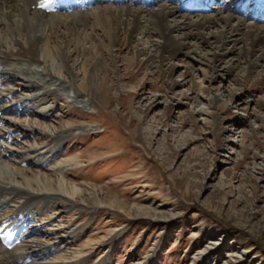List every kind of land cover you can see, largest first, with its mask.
Here are the masks:
<instances>
[{"label": "rangeland", "instance_id": "obj_1", "mask_svg": "<svg viewBox=\"0 0 264 264\" xmlns=\"http://www.w3.org/2000/svg\"><path fill=\"white\" fill-rule=\"evenodd\" d=\"M121 1L99 0L80 9L90 13L105 6L139 5L137 0ZM181 1L185 0H156V5L150 3L145 9L160 4L177 7V20L181 16L198 20L220 10L245 23L264 25V12L255 9L256 2L264 0H214L205 11L190 8V0ZM236 6L245 8L238 14ZM65 10L52 11L70 15L77 9ZM217 28L211 23L205 33ZM55 29L48 34L67 46V65L77 84L86 76V83L92 82L89 73L93 76L88 89L94 110L73 107L46 94L34 100L40 107L51 108L39 115L26 100L35 89H25L18 77L2 72L0 107H16L0 111L1 117L51 124L55 131L69 123L62 128L69 130V136L56 147L49 134L24 135L2 120L0 129L9 131L11 138L18 137L11 141L15 148L34 144L40 149L31 155L42 151L48 160L39 164L24 160L25 164L23 156H11L24 170L55 178L48 170L51 165L76 156L63 177L87 191L86 205L102 208L81 211L70 208V203H57L46 210L34 201L17 210L21 201L15 195L13 201L0 205V247L10 262L71 264L80 252L82 264H264V58L257 61L260 54L252 55L250 61L258 63L253 67L240 56L238 45L224 49L200 45L197 52L187 48L172 59L165 58L156 72L149 66L138 70L142 56L136 59L127 55L128 50L113 52L115 66L106 74L108 98L97 90L104 74L98 71L101 65L91 56L89 44L82 43L87 49L84 66L69 45L91 31L76 27L71 38L64 27ZM192 31L187 27L185 32ZM137 38L141 48H149L148 40ZM135 42L136 38L130 45ZM210 53H216L221 62L211 64ZM131 57L132 73L141 85L127 82L124 60ZM170 66L174 70L168 74ZM79 128L88 131L79 133ZM10 222L18 223L19 236L8 232ZM59 257L67 263H60Z\"/></svg>", "mask_w": 264, "mask_h": 264}, {"label": "bare ground", "instance_id": "obj_2", "mask_svg": "<svg viewBox=\"0 0 264 264\" xmlns=\"http://www.w3.org/2000/svg\"><path fill=\"white\" fill-rule=\"evenodd\" d=\"M69 1L73 2L76 6L70 4ZM97 1L93 0L94 3ZM155 1L137 0L136 3H139L138 7L129 5L116 9L105 6L95 8L90 13H85L84 9L79 8L76 11L74 10L75 12L70 15H61L53 11V13H47L46 15V12L44 13L43 10L37 7L38 4L34 3L35 0L33 2L32 0H0V73L3 72V74L7 73L18 77L23 82L25 89H35V93L26 97V100L29 99L32 108L38 109L36 112L39 115H43L45 111H50L51 108L40 107L41 103L36 105L35 101L46 94L55 96L60 101L73 107L88 109L90 111L94 110L92 90L88 89V84L93 82V79H91L93 76L89 73L88 79L92 82L86 83V76V78H83V83L77 84L75 77L67 65L68 56L64 52L67 46L60 44L56 40V36L48 34V31L54 28L58 30L64 27L71 38L75 35L76 27H81L85 31L86 29L91 31L88 35L71 41L69 45L73 47L75 54H79L82 57L80 58L83 60L82 64L84 66L87 65L85 58L87 49L83 48L82 43L86 42L89 44L92 50L91 56L94 59L96 58V61L101 65L98 71L101 70L102 74H104L103 79L96 85L97 90L99 95L108 98L110 97L107 94L106 74L115 66V57L113 58L112 56L113 52L128 50L127 55L130 54L136 59L142 56L144 58L142 62L138 61L136 64L138 70L149 66L150 69L156 72L161 70L160 68L164 65L165 58L169 57L172 59L187 48L192 52H197L200 50V45L214 46L218 49H224L228 45H232V48H234L238 45L237 51L240 56L244 58L249 66L253 67L257 66L258 63L250 61L252 55L260 54L257 61H261L264 58V25L245 23L238 19V17L235 18L230 14H222L220 10H215V15L200 16L198 20H187L184 16H181V19L177 20L176 15L179 10L177 7L173 8L160 4L155 9H145L148 7V4L155 3ZM246 1L236 0V3ZM80 2L88 4L85 3L87 0H56L54 3L58 8L66 7L67 9H71L73 7H80ZM209 2L211 0H206L205 2L203 0H190L188 4L191 5L190 8H197L203 5V10H210ZM32 3L33 5H31ZM91 6L93 5L91 4ZM242 8L244 9L245 7L235 8L236 13L240 14L241 10H243ZM255 9H261L263 13L264 2H256ZM233 20H235L234 23ZM211 23H214L219 30L207 35L205 31L208 30ZM187 27H192L193 31L190 33L185 32ZM137 37L148 40L150 44L149 48H141V40ZM153 37L158 40L153 41ZM191 37L194 38L193 42L190 40ZM135 38V45L131 46L130 44ZM209 56L210 59L208 61L213 65L220 61L216 53H210ZM133 57L130 60H122L126 61L124 64L125 70L129 75L128 84L136 86L141 84L140 80H138V75L133 74L131 70ZM109 58L110 62H112L111 65H108ZM173 70L174 68L170 66L167 69V73L170 74ZM119 79L117 78V80ZM127 97L132 98L136 97V95L127 94ZM180 97L184 98L185 96L180 93ZM185 99L188 100L187 97ZM193 100L195 101V98ZM15 107L16 104L8 108L0 107V111L12 110ZM203 114L206 113L203 112ZM1 120L6 122L11 127V130L21 131V134L25 133L24 135L32 131L35 135L49 134L53 136L56 147L69 136V130L62 129L68 127L69 123L60 125L59 130L61 132L57 134L59 130L56 128L58 131H55V127H52L51 124L44 125L28 119L17 121L0 116V122ZM77 131L81 133L88 130L86 128H79ZM5 137L9 144H5L3 139ZM0 138V205L13 201L12 198L16 195L18 196L16 198H19L21 201L16 206L17 210H24L27 205L34 201L41 202L43 204L42 207L46 210L55 207L57 203L62 204V206H67L70 203L72 204L68 205L70 208L78 207L81 211L92 210L94 212L102 208L86 205L83 197L87 191L76 188L75 183L64 179L63 175L68 173L66 172V167L70 166L73 161L76 162V156L51 165L48 170L52 171L53 173H51L56 175V177L53 178V175H47V177L39 172L35 173L22 169L13 160L14 158L11 157L19 154L21 157H24L23 161L33 162L34 159L35 163H45L48 160L45 159L43 153L41 154L42 151L38 155H31L39 151V147H35L34 144H28L24 145L21 149L15 148V146L11 145V141L16 142L18 137L11 138L7 130L0 129ZM37 156L38 160L35 161ZM25 161L24 163L26 164ZM49 171L48 173H50ZM93 193L95 194V192ZM106 200L109 201L110 196L106 197ZM18 226L15 223V225L10 226V229L12 230L11 232L19 236L21 231L18 230ZM8 232L10 231L8 230ZM16 247V250L20 249L18 245ZM82 257V253L78 252L72 259L71 264H82L84 259ZM58 260H60V263H67L61 257ZM0 264H12L9 254L1 247Z\"/></svg>", "mask_w": 264, "mask_h": 264}]
</instances>
